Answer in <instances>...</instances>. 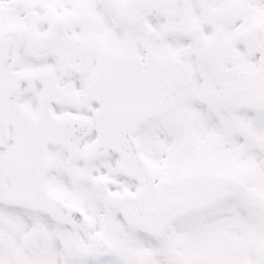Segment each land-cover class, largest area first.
I'll list each match as a JSON object with an SVG mask.
<instances>
[{"label": "snow or ice", "instance_id": "1", "mask_svg": "<svg viewBox=\"0 0 264 264\" xmlns=\"http://www.w3.org/2000/svg\"><path fill=\"white\" fill-rule=\"evenodd\" d=\"M0 264H264V0H0Z\"/></svg>", "mask_w": 264, "mask_h": 264}]
</instances>
